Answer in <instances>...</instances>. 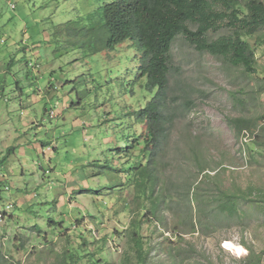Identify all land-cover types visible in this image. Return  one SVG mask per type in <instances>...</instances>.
<instances>
[{"label": "rangeland", "instance_id": "374dc122", "mask_svg": "<svg viewBox=\"0 0 264 264\" xmlns=\"http://www.w3.org/2000/svg\"><path fill=\"white\" fill-rule=\"evenodd\" d=\"M12 1L15 8L0 0V264H119L135 219L153 246L150 264L172 262L168 237L180 253L186 240L194 244L184 264H241L251 248L264 250V27L250 38L254 73L199 52L182 35L173 43L172 67L190 87L170 92L194 105L175 119L159 153L170 207L164 220L148 222L149 203L120 170L138 161L137 112L153 93L132 41L108 49L106 29L91 31L86 19L112 0ZM233 118L248 119L251 129L239 132ZM188 187L204 200L220 188L251 187L255 201L241 198L228 217L212 200L199 211L192 197L191 232Z\"/></svg>", "mask_w": 264, "mask_h": 264}, {"label": "trees", "instance_id": "16d2710c", "mask_svg": "<svg viewBox=\"0 0 264 264\" xmlns=\"http://www.w3.org/2000/svg\"><path fill=\"white\" fill-rule=\"evenodd\" d=\"M241 4L240 0H112L86 15L91 31L95 26L106 29L104 42L108 49H114L127 39L132 41L140 52V76L147 78V89L153 93L137 112V122L142 124L144 130L137 134L133 144L134 148L141 142L143 144L139 148L138 161H133L128 169L120 170L131 176V183L149 203L143 213L144 220L148 222L159 223L164 220L161 212L170 207V189L161 183L159 175V153L169 138L175 119L191 110L194 105L189 95L184 102H176L178 96L170 92L171 87L183 89L189 86L184 78L177 79L178 70L172 67L173 43L182 35L199 52L209 53L231 66L242 67L246 73L256 72L257 59L254 43H251L250 38L257 39L264 27V1L247 0L244 3L245 10ZM224 28L230 32L217 37L211 36ZM172 79L175 82L171 86ZM233 123L239 132L251 129L252 126L246 118L230 119V126ZM196 159L201 173L204 172L205 178L210 180L212 176L202 164L201 155H196ZM107 168L111 172H118L114 167ZM252 193L251 187L239 193L226 192L220 188L217 196L204 200L202 194H192L191 187H188L184 206L188 207L186 213L187 217L190 216L191 232L196 231V222L188 205L192 197L198 203L199 211L203 209L201 201H216L217 209L231 217L238 212L241 198L255 201L250 198ZM143 225L142 219H135L128 230L124 231L129 233V246L119 264H150L153 246L146 242L142 233ZM175 236L181 241L185 240L181 232ZM168 239V251L172 260L170 264H184L186 260L192 259L193 243L186 240L189 246L185 248L187 253L184 254L178 252L180 248L175 247L172 244L175 242L169 237ZM263 257L264 250L257 252L251 248V256L241 264H262Z\"/></svg>", "mask_w": 264, "mask_h": 264}, {"label": "built area", "instance_id": "2783aa9c", "mask_svg": "<svg viewBox=\"0 0 264 264\" xmlns=\"http://www.w3.org/2000/svg\"><path fill=\"white\" fill-rule=\"evenodd\" d=\"M7 2L9 3V5H10L12 8H15L16 5L14 4V2H13L12 0H7ZM29 65H30V66H33L32 63H30ZM1 217H2V215H1Z\"/></svg>", "mask_w": 264, "mask_h": 264}, {"label": "crops", "instance_id": "0c3cea01", "mask_svg": "<svg viewBox=\"0 0 264 264\" xmlns=\"http://www.w3.org/2000/svg\"><path fill=\"white\" fill-rule=\"evenodd\" d=\"M41 97V96H40ZM43 98V97H42ZM51 112H52V110H51ZM30 125H28L27 127H29ZM27 127H25V128H27ZM25 130V129H24Z\"/></svg>", "mask_w": 264, "mask_h": 264}]
</instances>
